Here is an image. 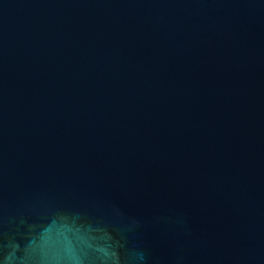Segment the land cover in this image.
<instances>
[{
	"label": "water",
	"instance_id": "95a60500",
	"mask_svg": "<svg viewBox=\"0 0 264 264\" xmlns=\"http://www.w3.org/2000/svg\"><path fill=\"white\" fill-rule=\"evenodd\" d=\"M0 264H264V0H0Z\"/></svg>",
	"mask_w": 264,
	"mask_h": 264
}]
</instances>
